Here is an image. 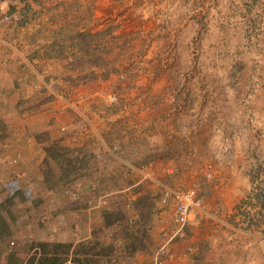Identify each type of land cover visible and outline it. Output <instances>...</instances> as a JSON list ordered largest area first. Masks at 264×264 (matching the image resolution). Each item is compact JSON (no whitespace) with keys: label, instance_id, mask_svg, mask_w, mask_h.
Here are the masks:
<instances>
[{"label":"crops","instance_id":"1","mask_svg":"<svg viewBox=\"0 0 264 264\" xmlns=\"http://www.w3.org/2000/svg\"><path fill=\"white\" fill-rule=\"evenodd\" d=\"M71 1L80 8L90 5L85 27H112L116 68L147 71L127 81L139 87L144 103L124 111L104 102L91 109L102 99L95 82H88L93 90L83 86V103L97 134L70 141L68 133L82 119L68 109L58 117L64 133L50 123L53 115L40 126L32 113L30 129H48L80 162L87 159L74 178L82 199L97 195L103 185L112 194L118 189L114 175L130 177L138 172L135 164L147 165L150 185L160 190L165 184L197 189L203 204L191 209L187 236L167 244L172 256H161V264H264V0H0V9L10 16L0 27V119L12 133L24 130L27 115L6 108L5 102L19 95L17 90L7 96L2 85L19 68L26 80L32 78L21 54L35 64L52 63L42 55L49 36L40 27L58 26L61 5ZM4 135L0 130V165L12 167L7 175L0 168L6 192L26 185L28 195L42 196L35 213H46L53 225L67 216L66 226L74 223L79 229L66 238L89 236L91 223L99 221L94 210L84 208L71 190H45L40 182V168L33 166L44 158L43 148L31 155L15 148L9 155L18 144ZM50 195L56 202L46 199ZM160 207L155 240L173 227L172 205ZM58 237L63 235L44 239ZM151 258L139 254L134 262L150 264Z\"/></svg>","mask_w":264,"mask_h":264},{"label":"trees","instance_id":"2","mask_svg":"<svg viewBox=\"0 0 264 264\" xmlns=\"http://www.w3.org/2000/svg\"><path fill=\"white\" fill-rule=\"evenodd\" d=\"M61 7L63 19L58 26L40 27L49 36L42 55L59 60L64 70L77 71L73 75L64 72V78L70 82L77 83L99 75L105 76L107 66L114 62V59L108 56L109 49L103 43L111 30L110 27L98 30L85 27L91 15L90 5L80 8L79 3L71 1L63 3ZM69 10L73 12L67 17ZM10 75L2 85L3 91L8 96L18 90L19 96L15 101L5 102L6 108L10 106L16 112L32 114L47 101L48 97L43 91L27 89V85L33 86L34 80H26L20 68ZM28 80H31L32 84L28 83ZM27 92L30 94L29 98L25 96ZM0 130L6 137L12 133L2 119ZM33 135L39 143H43L45 156L38 166L41 170L40 182L44 189L54 190L56 186L69 184L76 170L84 168L87 159H84L83 163L77 159L79 164H76V160L66 156L67 150L61 141L51 138L46 130H33ZM26 189V185L17 186L0 198V264L3 263V257L4 264H119L122 259L132 260L137 253H153L156 246L153 233L160 212V192L151 190L139 191L131 199L128 209L120 197H113L107 206L96 210L100 221L93 223L86 238L77 241L66 238L69 235L55 239L32 238L17 242L18 252L25 254V258L23 254L17 257L13 253H7L10 240L23 234L22 230L19 232L17 225L24 229L29 228L28 225L32 224L29 216L42 200V196L35 199L29 196Z\"/></svg>","mask_w":264,"mask_h":264},{"label":"rangeland","instance_id":"3","mask_svg":"<svg viewBox=\"0 0 264 264\" xmlns=\"http://www.w3.org/2000/svg\"><path fill=\"white\" fill-rule=\"evenodd\" d=\"M106 27H111V26H105V28ZM110 29L112 30V27ZM111 30L105 36L103 43L109 49L108 56L110 58H113L114 62H112L111 64L107 66L106 68L107 74L103 77L99 75L98 77L87 80V81H79L77 83L70 82L69 79L64 78L63 76L64 72L66 71L65 73H70L73 75V74H76L77 71H74L72 69L64 70L61 66V62L55 59L52 61V63H49V64L43 63L40 60L35 64V68L38 71V74L40 75L41 81L38 78H36V74L34 72L33 73L30 72L28 68L25 69L26 74L31 75L33 80H36L37 82L40 81L39 85L32 86L33 91L35 92L43 91L48 97L47 101L44 102L34 112L36 113V115L33 117L35 121L36 119H37V122L39 120V122L41 123L40 126L42 125V123H45V121L48 122L46 120L48 116L53 115L55 119L53 118V120L50 123L54 127H57L59 131H63L64 133L66 127L63 124H61L62 122L59 120V118L63 115L61 112L68 109L76 113L82 119V125L78 126L77 128H74L72 131L68 133L67 137L70 141L78 142L81 138L87 135H90L91 133L97 134L96 133L97 128L95 125L96 123L94 120V116L89 112L90 109L85 110V107L88 108L89 106L88 105L85 106L83 103V100H84V98L82 97L84 93L83 86H85L86 83L88 84L89 90H91L92 85L90 83L95 82V85L97 86L98 91H100V97L102 99V100L96 99L95 101L98 100V102L91 103V109L97 107L99 103L102 104L103 102L106 103L107 107H109L110 109L118 108L119 110H123V111L133 108L135 106L143 105L144 101H143V97L141 96V94H139V92H141L139 91V87L135 85L130 87L127 81L132 79L130 78V76L135 77L139 74L147 75V71L146 70L143 71L138 68L136 70H133L132 73H128L123 68L118 69L114 66L117 61L118 56L116 55L113 49L112 43L114 42V39H113V36L110 34ZM195 56L196 54L194 55V57ZM108 76H111V77L106 78ZM105 80H106V83L104 85H101V82ZM93 88H96V87L93 86ZM26 115L27 116H24V119L26 120L24 123L25 125L24 130L21 133L18 132L17 134L11 133V138L13 139L12 144L15 145L16 143L18 144L19 147L16 145L14 146V148L8 149L7 152L9 153V155H12V153H14L15 148H18L17 151H20V153L23 150V152H26L27 154L31 155L33 154V150L34 152L35 151L37 152L38 146L39 147L43 146V143H41L40 145L37 144L38 141L33 135V131L30 129L31 123H33V119L31 118V113H26ZM39 130L40 131L46 130L47 134L51 138H58L63 144V140L61 139V137H53L48 131V129L41 127ZM66 150H67L66 156H68L70 159L76 160V164H79V161H77V158L76 156H74V153L72 154L71 151L68 150V148H66ZM17 153L19 154V152ZM76 155H78V153ZM11 162H14V159H12ZM9 164L5 163L3 165H0V168L3 170L2 172L3 175L4 174L7 175L8 174L7 172H9V169L12 168L10 167ZM33 167L39 168L38 163H35ZM33 167L32 169L31 168L30 169L33 170L34 169ZM134 167H135L134 169L137 170L138 172L132 173L130 177H127V174L125 175L116 174V179L112 178L113 184L115 187L116 185H120L119 187H117L118 189H116V191L113 192L112 194H106L107 193L106 186L103 185L100 187V192L97 195H89L88 197H85L82 199L80 190L76 187L74 183V178H76L79 175V173L82 172L81 170H76V174H74L72 181L69 184H66V185L61 184L60 186H56V188L60 187V188H63L64 190L69 189L72 192H74L76 195V197L74 198L77 200L82 199V202H83L82 206L84 208H87V209L91 208V210H94L92 211L93 213H95L93 217H97L98 220L100 221L99 217L96 214V210L101 207L107 206L109 201L113 197H118V198L120 197L123 201L125 208L128 209L131 199L136 194H138L139 191H142V190L159 191L161 195L160 189H158L157 186L150 185L151 183L149 182L147 176L144 175V172L147 171L146 169L147 165L144 166L143 164H135ZM3 175H2V180H3ZM2 180L0 179V198H3L5 194H7L5 190L6 185H3V183L5 182L4 181L5 179L3 181ZM10 180H13V179H8V181ZM14 184L15 183L13 182L12 185ZM125 185L129 186L127 190L123 189V186ZM29 196H31V193H29ZM54 197H55L54 195H50V196H46V199L52 198V201L56 202V200H54ZM41 201L38 203V205L41 203ZM158 206L160 209L159 211H161L159 200H158ZM36 209L37 208L35 209L33 208L34 213L29 216V219L32 220V224L28 225L29 228L24 229L20 225H17L18 227L17 229L19 230V232L22 230L21 233L23 234L18 238H12L10 240L8 248H7V253L9 254L13 253L17 257L23 254V253L18 252L19 251L17 248L18 241L21 242L25 240H30L32 238H41L40 236H43L44 238L49 237L50 235L54 237L62 236V235L64 236V235H70L71 233L73 236H77L79 228L75 227L74 223H72L70 226H66L67 222L70 221L69 219H66L67 216L63 215L66 217V218H63L65 221H63L62 219L61 220L62 222L60 224L57 223L56 225H53L48 220L46 213L42 211L35 213ZM64 212L65 211L63 209L62 214H65ZM159 214L160 213H158V215ZM98 222L93 221V223H98ZM93 223H91V227ZM154 232H155V229H154ZM153 238L156 244L153 250V253H154L156 249L159 247L160 243L163 241L164 235L161 232L159 239L155 240L154 233H153ZM11 241H13L12 244H11ZM139 254H143V253H137L135 257ZM22 256L23 258H25V254H23ZM135 257L132 260L122 259L119 262V264H139L137 262H134ZM1 261L3 262L2 264H4V257L2 258Z\"/></svg>","mask_w":264,"mask_h":264},{"label":"built area","instance_id":"4","mask_svg":"<svg viewBox=\"0 0 264 264\" xmlns=\"http://www.w3.org/2000/svg\"><path fill=\"white\" fill-rule=\"evenodd\" d=\"M9 19V14L0 9V27L4 22L9 21ZM2 41L15 50L13 44L10 41H6L5 39ZM18 52L20 53V51ZM21 56L25 69L28 68L30 72H34L36 74V78L41 81L40 75L35 68V62L33 61V59L28 57L26 54H21ZM40 81L37 82L36 80H34L33 85H39ZM207 168L208 170L206 172V175L210 176L211 165H207ZM149 174L150 173L148 171L144 172L145 176L149 177ZM160 191L161 195L159 203L162 204L163 207L172 205L173 227L167 234H164L163 241L160 243L156 251L152 254L150 264H161V256H164L165 254L172 256V253L168 251L167 244L173 239H183L187 236L186 224L189 219V213L192 208L201 207L204 201L203 196L198 193L195 187H176L165 184L161 186ZM12 243L13 241H11V244ZM191 248V246L187 247L188 250H191Z\"/></svg>","mask_w":264,"mask_h":264}]
</instances>
